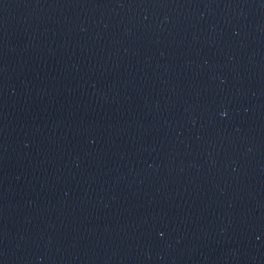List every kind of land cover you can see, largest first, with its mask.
Wrapping results in <instances>:
<instances>
[{
	"label": "water",
	"instance_id": "95a60500",
	"mask_svg": "<svg viewBox=\"0 0 264 264\" xmlns=\"http://www.w3.org/2000/svg\"><path fill=\"white\" fill-rule=\"evenodd\" d=\"M0 264H264V0H75L0 118Z\"/></svg>",
	"mask_w": 264,
	"mask_h": 264
}]
</instances>
